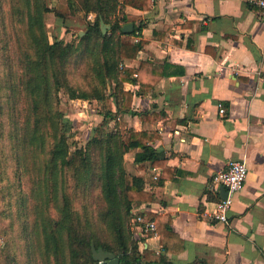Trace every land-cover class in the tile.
I'll list each match as a JSON object with an SVG mask.
<instances>
[{
  "label": "trees",
  "instance_id": "1",
  "mask_svg": "<svg viewBox=\"0 0 264 264\" xmlns=\"http://www.w3.org/2000/svg\"><path fill=\"white\" fill-rule=\"evenodd\" d=\"M68 2L94 14L77 41H50L45 17L53 9L46 0H0V214L10 219L3 228L10 236L0 243V252H6V264H98L93 243L114 253L119 264H171L167 253L184 245L169 217L145 212L156 221L159 251L142 247L130 229L132 207L152 201L154 193L127 170L125 154L135 151L137 167L149 162L164 173L167 158L153 146L160 133L120 121L123 114L149 123L161 116L155 110H133L132 99L134 93L151 92L168 74L166 66L149 59L138 67L123 63L146 43L140 37L141 17L124 8L149 10L154 0ZM101 20L108 25L105 32ZM128 22L134 28L123 32ZM16 25L21 32L11 33L9 27ZM76 59L84 64L89 89L70 80ZM125 83L138 87L134 92ZM61 91L69 99L102 104V119L83 145L68 133L69 122L59 106ZM110 120L115 121L112 127Z\"/></svg>",
  "mask_w": 264,
  "mask_h": 264
},
{
  "label": "crops",
  "instance_id": "2",
  "mask_svg": "<svg viewBox=\"0 0 264 264\" xmlns=\"http://www.w3.org/2000/svg\"><path fill=\"white\" fill-rule=\"evenodd\" d=\"M124 11L141 17L140 37L146 43L135 58H124L123 63L138 67L149 59L165 65L168 73L151 92L133 95V110L161 113L155 123L130 114L120 119L136 130L157 129L160 137L153 146L167 158L163 173L149 162L137 167L135 151L125 154L127 170L154 193L152 201L134 205L133 210L169 217L184 245L177 253H167L171 264H264V19L260 10L245 0H154L149 10L126 6ZM124 86L135 92L138 84ZM79 103L87 106L79 115L96 112L88 100L69 99L72 109ZM98 108L100 121L102 104ZM229 159L243 161L248 173L234 195L226 224L208 217L218 199L208 185ZM162 173L165 179L159 184ZM141 244L162 249L159 235L146 236Z\"/></svg>",
  "mask_w": 264,
  "mask_h": 264
},
{
  "label": "rangeland",
  "instance_id": "3",
  "mask_svg": "<svg viewBox=\"0 0 264 264\" xmlns=\"http://www.w3.org/2000/svg\"><path fill=\"white\" fill-rule=\"evenodd\" d=\"M48 5L53 9L51 13L46 14V27L49 35L50 41H53L54 38H61L64 41H77L78 33H83L86 30V25L88 20L94 18L93 13L85 14L83 11L76 9V3L71 6L68 0H46ZM91 16V17H90ZM9 30L11 33L21 32L20 28L16 26H10ZM69 77L74 86L89 89L88 86V77L86 76V71L84 70V64L76 59L70 65ZM96 103V102H94ZM93 105V103H90ZM101 102H99V105ZM60 109L64 112L63 119L69 122L68 133H71L72 140L75 141L77 145H83L86 141L87 136L91 132V129L98 123L100 116H97L100 113L99 108L94 106L96 112H89L88 116H82L78 114L81 109H87L85 104H75L69 106V98L64 92H60ZM71 108V109H70ZM76 114V116H72ZM110 127L114 125L112 120L109 121ZM127 163V157H126ZM23 187L28 189V182L23 177ZM76 205L79 207L78 202ZM3 208V203L1 201L0 193V209ZM10 219L4 214H0V243H4L5 239L10 236L8 232H4L3 228L7 226ZM15 235V233H13ZM15 237V236H14ZM17 244L20 245V242L17 241ZM6 252H0V264H6Z\"/></svg>",
  "mask_w": 264,
  "mask_h": 264
},
{
  "label": "built area",
  "instance_id": "4",
  "mask_svg": "<svg viewBox=\"0 0 264 264\" xmlns=\"http://www.w3.org/2000/svg\"><path fill=\"white\" fill-rule=\"evenodd\" d=\"M245 1L249 6L257 7L264 19V0ZM219 111L221 113L224 111L221 104H219ZM247 173L248 168L243 161L239 159H229L223 168L217 169L212 174L208 185V191L217 195L218 199L215 202L214 209L207 213L211 220L228 223V211L231 208L234 195L242 189ZM153 179L157 180L158 175L155 174ZM220 186H223L226 190V195L224 197L220 196ZM145 212V210H133V207L131 209L132 217L130 220V229L133 237L139 240L140 244L142 238L158 235L155 219L147 218ZM98 264L103 263L102 261H98Z\"/></svg>",
  "mask_w": 264,
  "mask_h": 264
},
{
  "label": "water",
  "instance_id": "5",
  "mask_svg": "<svg viewBox=\"0 0 264 264\" xmlns=\"http://www.w3.org/2000/svg\"><path fill=\"white\" fill-rule=\"evenodd\" d=\"M100 23H101L102 31L105 32L108 25H105L102 20ZM133 28H134L133 22H128L122 26L121 30L123 32H129L132 31ZM219 190H220V195L224 197L226 195L225 188L223 186H220ZM91 250L94 260L102 261L103 264H119V258H117L114 253L105 251L101 247L96 248L93 243L91 244Z\"/></svg>",
  "mask_w": 264,
  "mask_h": 264
}]
</instances>
